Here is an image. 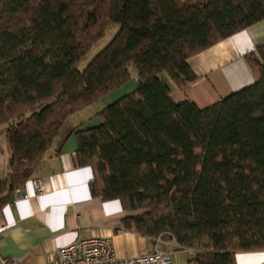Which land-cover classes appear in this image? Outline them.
Returning a JSON list of instances; mask_svg holds the SVG:
<instances>
[{
	"label": "trees",
	"instance_id": "obj_1",
	"mask_svg": "<svg viewBox=\"0 0 264 264\" xmlns=\"http://www.w3.org/2000/svg\"><path fill=\"white\" fill-rule=\"evenodd\" d=\"M264 23V0H0V211L33 177L62 123L130 82L75 132L90 194L119 200L123 228L173 240L188 264H236L264 250V44L245 56L254 83L199 109L172 89L188 58ZM110 23L111 41L79 63Z\"/></svg>",
	"mask_w": 264,
	"mask_h": 264
},
{
	"label": "crops",
	"instance_id": "obj_2",
	"mask_svg": "<svg viewBox=\"0 0 264 264\" xmlns=\"http://www.w3.org/2000/svg\"><path fill=\"white\" fill-rule=\"evenodd\" d=\"M263 44L264 23L258 22L188 58L196 79L180 90L172 89L171 99L175 103L191 101L203 109L252 85L255 76L245 56ZM131 81L94 103L95 110L87 111L90 105L62 123L33 177L18 189L21 199L0 211V264H46L55 259L59 247L90 238L106 239L119 259L157 249L170 254V264H188L192 254L173 240L160 239L156 244L153 238L126 231L122 224L126 213L119 200L93 197L88 187L91 168L79 167L74 160L75 132L97 127L96 114L132 92L136 83ZM4 146L7 155H0V161H5L0 181L7 175ZM33 180L41 183V192L33 188ZM235 260L236 264H264V250L237 253Z\"/></svg>",
	"mask_w": 264,
	"mask_h": 264
},
{
	"label": "built area",
	"instance_id": "obj_3",
	"mask_svg": "<svg viewBox=\"0 0 264 264\" xmlns=\"http://www.w3.org/2000/svg\"><path fill=\"white\" fill-rule=\"evenodd\" d=\"M32 186L36 191L43 190L38 180H33ZM19 199H21V194L19 190H16L9 204ZM155 241L157 244L160 239L155 238ZM170 262V256L157 249L154 252L144 253L130 259H119L114 256L106 239L90 238L59 247L56 250L55 259L46 264H170Z\"/></svg>",
	"mask_w": 264,
	"mask_h": 264
},
{
	"label": "rangeland",
	"instance_id": "obj_4",
	"mask_svg": "<svg viewBox=\"0 0 264 264\" xmlns=\"http://www.w3.org/2000/svg\"><path fill=\"white\" fill-rule=\"evenodd\" d=\"M118 30V25L115 24V23H110L107 28L105 29V32H104V35L103 37L101 38V40L96 43L90 50L89 52L87 53V55L84 57V59L79 63L78 65V69L79 70H83L85 68V66L87 65V63L97 54L99 53L110 41L111 39L113 38V36L115 35V33L117 32ZM130 74H131V80H133V82H136L135 81V78H136V71L133 67H130ZM130 80V81H131ZM132 82V81H131ZM131 85V84H129ZM107 100V98H106ZM91 109V110H90ZM96 109V105L95 104H92L91 108H87V111H93ZM3 126H0V129L2 128ZM5 141L4 139L1 137L0 138V155H4L6 156L7 153L5 151ZM7 150V149H6ZM4 162L5 161H0V170L3 168L4 166ZM183 249V248H182ZM156 250V249H155ZM154 250V251H155ZM152 251V252H154ZM160 251V250H159ZM190 253L192 254L191 250H189ZM167 255L170 256L169 253H166L164 251H161ZM171 259V257H170ZM171 263V262H170Z\"/></svg>",
	"mask_w": 264,
	"mask_h": 264
}]
</instances>
